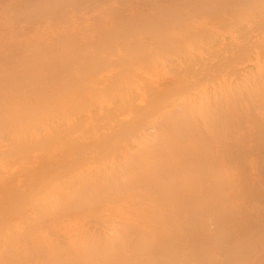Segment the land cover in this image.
Listing matches in <instances>:
<instances>
[{
	"label": "bare ground",
	"instance_id": "1",
	"mask_svg": "<svg viewBox=\"0 0 264 264\" xmlns=\"http://www.w3.org/2000/svg\"><path fill=\"white\" fill-rule=\"evenodd\" d=\"M48 1H50V3H51L49 6H51V5H53L52 3L56 2L57 0H55L54 2H52V0H48ZM61 1H63V0H61ZM66 1H68V0H66ZM101 1L102 0H100V1L98 0V2L95 1V3L100 2L102 4ZM125 1L123 0V2H125ZM141 1H144V0H141ZM141 1L139 0V2H137L136 0H132V3L137 2L139 4V3H141ZM167 1H169V0H166L165 2L167 3ZM211 1H209L210 3H208V6H207V3L204 6L211 8L213 6V4L211 6H209V5L211 3H213V0H211ZM214 1H216V0H214ZM221 1L226 3L225 7H227L226 5L230 6V4L226 0H225L226 2L223 0H221ZM236 1L238 2V0H236ZM252 1H249V2L244 1V4L248 5L247 8H244L245 10L243 8L237 7V5L242 6L243 1L240 2V4L237 3V5H236L235 1L230 2L231 4L235 2L234 6L236 7L235 9H237L236 11L234 9V11L236 13V16H238V18L236 17V19H235V17H233L236 20V22L239 23V24L236 23L235 24L236 26L241 24V22H239L240 20L244 21L249 16H251L249 18L250 20L254 19V21L251 20V21H253L254 25H252V24H250V26L248 25L249 28H247L248 30L246 29L242 32L243 35L241 32L239 33V35H241V39H243L242 41L247 40L246 34H251V32H252L251 30H254V29L257 30V29L263 28V27L257 26V29H256V25H257L256 21L257 20H256L255 16L258 17V15L256 13L261 6H262V8H260L259 10H261L262 13L264 12V9H263L264 6L262 5V2H260V0H257V1L254 0L253 2ZM261 1H263V0H261ZM75 2H76V4H78V6H80V4L77 0ZM86 2H87V0H86ZM86 2L84 1V3H85L84 6H86ZM91 2H92V0H91ZM121 2L122 1H120V3H119L120 5H121ZM145 2H146V0H145ZM145 2H143V3H145ZM191 2H190V5L188 4L189 5L188 7L192 6V8L191 7L190 8L192 10H194L195 8L193 9L194 6L192 5L193 2H192V4H191ZM202 2L203 1L197 2V3L199 4ZM205 2H203V3H205ZM250 2H252V3H250ZM60 3H62V2H60ZM65 3H67V2H65ZM100 3L98 5H100ZM103 3H105V2L103 1ZM107 3H109V2H107ZM184 3H186V2H184ZM214 3H215L214 8L219 9V11H220V9H222L221 6L222 7L224 6V3L221 5L219 2V5H221V6H219V8H218V5H217L218 2H217V4H216V2H214ZM44 4H46L44 7L47 6V8H49L47 2H44V3H41L42 9H44L42 7ZM249 4L251 6H253V5L256 6L254 9L255 11L249 7ZM156 5H158V7L161 5L163 6V4H157V3H156ZM194 5H196V4L194 3ZM246 5H245V7H246ZM70 6L74 7V4L72 3V5H70ZM96 6H97V4H96ZM54 7L55 6L52 7V10ZM60 7H63V6H60ZM64 7H66V6H64ZM116 7H118V6H116ZM163 7L165 8V6H163ZM166 7H168V6L166 5ZM57 8H58V6H57ZM63 8L62 9L54 8L53 12L55 14H57V11H61V12L64 11L65 8L64 9ZM82 8L80 7L79 11ZM94 8H96V7H94ZM150 8H151V6H150ZM197 8H199V7H197ZM200 8H201V6H200ZM202 8L204 10L203 5H202ZM232 8H230V9H232ZM249 8H250V12L248 10ZM92 9H93V6H92ZM167 9H169V7ZM167 9H166V11H167ZM205 9H206V7H205ZM211 9H213V7ZM238 9L241 11L244 10L243 11L244 13L243 12L242 13L243 14L247 13L246 16H244L241 13L243 15L242 16L240 14L241 11H239ZM256 9H257V11H256ZM262 9H263V11H262ZM68 11H70V10H68ZM208 11H209V9L206 12H208ZM228 11H230V10H228ZM253 11L256 13H254ZM43 12L44 11H42L39 14L41 15V14L46 13V12H44V13ZM204 12H205V10L204 11L201 10V12H198V14L196 12L195 15L200 17V15L204 14ZM221 12H223V11L221 10L220 13ZM261 12L258 11V14H259L260 18H262V19H260V18L259 19L257 18V19H258V21H260L261 24L259 22L258 23L260 25H263L264 24V18H263L264 13L261 14ZM54 13L52 14V11H51V12L46 13V14H48L49 16L51 15L52 17H50V18L52 19L55 16ZM93 13H94V11H93ZM215 13H217V12H215ZM36 14L38 15V13L33 14L34 17ZM46 14H45V16H46ZM133 14H135V13H133ZM155 14H153L152 17H153V19L157 20L156 18H154ZM223 14H225V13H223ZM48 15H47V17H48ZM69 15H66V16L68 17ZM171 15H167L165 17L169 18V16H171ZM204 15L208 16L207 13ZM212 15H213V13H212ZM226 15L228 16L229 14L226 13ZM233 15H235V14H233ZM233 15H231V16H233ZM39 16H37V17L39 18ZM42 16L44 17V20H45L46 17L44 15H42ZM66 16H64L65 19H68V18H66ZM135 16L138 17V14L137 15L135 14L134 17ZM214 16H216V15H214ZM221 16H222V14H221ZM24 17H28V16L25 15ZM64 17H62V19ZM84 17H86V16H84ZM113 17H114V15H113ZM125 17H127V20H129L128 19L129 16H126V15L125 16L123 15L122 17L118 16L117 20H118V18H119V21H120V18H121V20L122 19L125 20ZM137 17H135V19ZM148 17L149 16H147L144 19L139 17L140 20L143 19L142 20L143 22L141 21V22L136 23L137 25H139L140 30L138 28L136 30H134L135 28H132L133 29L132 30L130 28V26H127L130 29L126 28L129 31L121 30V29H124L126 27V26H122L123 28L121 27L120 30L122 32L125 31V36L123 35V33L119 29L115 30L114 29L115 27H113V29L116 31V34H113V35L116 39H119L117 42L120 41L119 43H116V44H118V45L121 44V47H122L123 43H128V42H124V40H122V39L120 40V38H125V39L129 38V40H130L129 35L132 36L131 38H134L137 36V39H133V40L131 39L132 40L131 46H129L131 43V40H130L129 41L130 43L127 44L129 47H127V48L122 47L123 48L122 51L123 52L125 51L124 52L125 54L118 55L117 60L115 58H113V59L111 58L109 61V60H107L108 57L106 55L103 56V58L100 57L98 59H97V57H94V55H97L98 51H100V50H101V52L104 51L103 53H105L104 49L106 46H103L105 44H102V43H101L102 44V46H101L99 44L100 43L99 39H98L99 41L96 39L97 41L95 40L94 44H92L93 43L92 41H91L92 43L89 42V40L86 41V43H90L92 45L97 46L96 48H94V52L96 54H94L93 56H91L93 51L92 50L90 51V49H89L90 52L88 50L87 51L91 54L85 53V55L83 57L81 55L82 53H79V50H78V52L75 51V48H76V50L82 48V49H84V50H82L83 52L86 51V48L82 47L83 43L81 46H77V44L75 46L74 45L75 43L72 44L71 47H73V45H74L73 49H71V48L69 49L72 41H70L71 42V43H69L70 45L67 43L69 46V47H67V49L69 51L70 50L71 51H70V53L66 52V54L64 55V59L69 61L70 57L73 56L74 53L76 56L79 53L80 55H78L79 58L77 57V61H79L80 64L76 63V61L73 59V57L70 60L74 61L72 63V66H74V67H76L75 63L79 64L80 67L78 70L76 69L77 71H80V70H82V71L77 72L76 75L74 76L75 78H73V76L71 74L74 73V71L69 70L71 68L70 67L71 65H68V63H66L67 64V67H66V64H61V61H59L60 64H58L57 62H54V63H56L57 66L60 65L59 68H61V70L59 69L58 71H61L64 73V71L67 70L66 75L70 74L69 75L70 78H68L69 76L67 77L68 78L67 80L69 81V83L67 80H65V83H66V81L68 83V84L66 83L67 84L66 86H57V81H56L57 78L54 74L53 75L47 74V78H49L47 80V82L48 81L50 82L53 80H54L53 82L56 81L55 83H53V85L54 84L55 85L54 86L52 85L50 87L47 85L42 86L41 84L39 86H37L39 83V81L37 83V80H40L41 78L45 79V78H43L44 75H42V77L39 76V78H37L36 76L30 77V75H28L27 77L30 78V79L28 78L29 82L31 84H34L33 86H28L29 85L28 84L29 82H28L26 84L28 87L25 85L24 80L21 81L24 84H21L17 80L14 81V79L17 77V75H18V77L21 76L20 74H17V73H16L17 75L16 76L14 75L15 76L14 77L13 75H11V73H7L8 71H5L4 73L7 76H5V74L3 73L4 74L2 76L3 79L0 78L2 80V83H0V90L4 94L3 95L0 91V98H4L5 95H6V97H11L9 95L10 90L8 88H10L11 91L12 90L15 91L14 89H16L17 90V92L15 91L16 93H18V88H19L20 95H22V92H23V91H20L21 90L20 87L23 85L22 87L25 86V88H26L24 90L23 97L17 96L14 94L15 95L14 97H17V98L19 97L18 98L19 101L22 100V98L25 100V105H24L25 108L21 107V109H19L18 105H13V103H10L11 101H9L7 99L4 100L5 102H8L10 107H11V104L13 106V107H11L10 110L8 109L9 111L7 110V112L10 115L6 112V109H4L9 105L7 104V106L5 107L6 104L4 103V101L2 99L0 100V104H2V105H0V107H1L0 112H2L1 114H3V115L0 114L1 115L0 120L2 118H3V120H2L3 122L5 120V123L0 121L3 123L0 125V130L2 131V129H4L3 132H1V133H4L7 131L6 135L7 136L10 135L8 138L9 141L8 142L6 141L7 143L5 142V144H7V145H5L6 147L4 149L0 148L1 149L0 150V264H89V263L101 264V263L106 262L108 259H109L108 261L112 260L113 262H117V261L120 262V260L122 259V256H121V253H119L117 251H119L120 248L122 246H124L125 244L127 245V243L128 244L131 243V237L127 236V233L129 231H131V232H134V231H136V232H149L150 227H152V226H150L151 222H155V224H156V222L163 223L162 221H165L166 219L169 218L168 217L169 215L167 216V213L169 210L168 209H167L168 211L165 210V205L167 206L168 202L170 204L171 199H173L172 202L177 200V199H174V197L172 198V196H174V194L177 195L176 189H178L179 187H177V185H175V183H177V179L179 178L178 175H182V178H186V181H188L190 183L191 180H188L189 178H187V177L191 176V179H192L194 176L192 174V171H191V174L193 176L189 173L190 170L197 167V165H199V167L202 166L203 164H205V162H206V165L208 166V161L211 162V163H209L210 165H213V163H215V162L218 165L219 164L218 160L221 161V159H223V156L221 159H219L221 157L220 155H221L222 149H220V147L222 145L221 146L219 145V143H218L219 138H217V137L221 136L220 134L222 133V129H223V131L227 130V132H228V134H226L227 136L225 135L224 138L226 139V137H227V139H229V137H230V139L232 140L233 137H231V136L234 134L231 135V133H235L234 132L235 129L233 130L232 129L233 127L230 128L231 126L228 124L227 125L229 126L230 129L222 128V126H224L226 123L225 124L223 123V125H221V122H219L220 120L218 119V117L220 116L222 118L221 115H223L224 117L226 116L228 118V116H230V117H232L231 119L234 118V120H232V121L235 122V116H231L232 113H229V112H232L230 107H232V110H234L233 113L234 112L235 113L237 112V114L240 113L239 115H241V113L244 114V112L246 113L248 110H245V107H247V106H245L244 108L241 107L242 106L241 103L243 102L244 99L246 101V98H247V101H246L247 104L251 103L253 106L254 103H252L251 101L253 98L254 99L256 98L257 100H256L255 105L256 106L258 105L259 108H261V106L264 107L263 106V104H264V67H262L261 64L259 67L255 66V68H256L254 70L255 72H253V73L251 72V74L245 75V77L241 80V82H239L237 84H233V82L230 81V79H228L229 77H227L228 73L225 74L227 76H225L221 73V72H225V70L221 71L223 69H220V71L218 72L219 69L217 70L215 68L216 66H212L213 69L215 70V72L210 69L212 71V74H210L209 67L210 68H212V67L209 65V66H207L209 73H207L208 70L205 71V69H207L206 64L208 65L209 61L213 60L212 58L210 59V57L206 56L207 58H209V60H208L203 55L202 57H205L206 59L204 58V59L199 60V59H197V57L200 58V56H201L200 54H198L199 56H197V55H195L196 53L194 54V53L190 52L191 55H193V54L195 55V57H194V59L196 58L195 59L196 62H195L194 59L192 58L194 55L191 57L189 56L187 49L185 50V47H182L183 44H182V41L179 39V36L178 37L175 36L176 34H181V33H178V31L180 32V30H178V28L175 30L176 26H173L174 30L170 29L171 31H173V32H170V31H168L169 27H167V25H166L167 28H164V31L161 29V31H163V33H161V31H159V28H161V27H159V28L157 27L158 28L157 29L156 26L154 25V22L151 23V24H153L152 28L150 27L151 24L149 22V19L147 20ZM152 17L150 15L149 18H152ZM171 17L173 20L174 16L172 15ZM171 17H170V19H171ZM188 17H189V21H191L190 18L192 17V15L188 16ZM188 17H186V19H184L185 17L184 18L183 17L177 18L179 20H181L183 18L182 20L186 21L184 23L181 20L179 22L177 21V23L181 24V25H182V23L188 25V23H189ZM223 17H224V15H223ZM29 18H31L30 15H29ZM81 18H83V17H81ZM162 18H164V17H162ZM195 18L197 19V17H195ZM218 18L221 19V17H218ZM241 18L244 20H242ZM62 19H60V21ZM135 19L133 18V20L135 22H136V20L139 21L138 19H136V20ZM213 19H214V17H213ZM213 19H212V21L216 22V23L214 22L213 24H217L218 22L216 20H218V19L217 18L215 20H213ZM225 19L226 18H224V20L222 22L226 23L227 21ZM229 19H230V15H229ZM234 19L229 20L230 22L228 21L229 23L228 24L226 23L224 26H223L224 23H222V22H221L222 25H221V23H220V25H218L219 23L217 25L222 30L224 29L223 27H225V26H226L225 28H227V25L229 26V24H230L229 27L233 26V28H235V25L233 24V23H235ZM172 20H171V22H172ZM208 20H210V19H208ZM23 21H25V20H23ZM32 21L33 20H31V22ZM130 21H132V19ZM134 21H132L131 24ZM145 21H148L150 24L149 27L146 29V32H148V34L153 36V38H151V39L156 38L155 43H157V41L159 40L160 46L158 45V43L156 44V46H154L156 49L158 48L157 49L158 52H156L157 50L155 51V48H154V50L152 49V51H151L152 53L146 52L147 53L146 54L145 51L142 52L143 50H145V48L143 47L142 44L144 43V45L146 44L147 46L149 44L144 42L147 40L145 37H142V38H145L144 41L138 40L137 34H139V32L141 31V27H142L141 25H143V26L145 25ZM166 21L168 22V20H166ZM44 22H46V21H44ZM135 22L133 24H135ZM247 22L248 21H246V23ZM36 23H38V22H36ZM65 23H63V24H65ZM114 23H115V21H114ZM117 23H118L117 24L118 26L121 24L125 25L124 22L123 23L117 22ZM127 23H129V22H126V24ZM139 23H141V25ZM207 23L209 24L208 21H207ZM249 23L250 22H248V24ZM96 25L98 27H96ZM96 25H94L95 26L94 29L99 28V26H101V28L104 26V25H100V24L99 25L96 24ZM146 25H147V23H146ZM241 25H243V24H241ZM251 25H252V27H251ZM69 26H70V22H69ZM218 26L215 25V28H217ZM133 27H134V25H133ZM173 27H170V28H173ZM233 28H231V30ZM86 29H84V31ZM91 29H93V28H91ZM106 30H108V29H106ZM106 30L104 31V33L101 30V33L99 34V36L103 34L102 38H103V36L105 38L106 34L109 35V33H106L107 32ZM137 30H139L138 33L134 32ZM108 31L109 32L111 31V33H110V36H111L112 30L110 29ZM155 31L158 32L157 35L154 34V33H156ZM166 31L168 33H171V34L173 33L172 36L175 40L177 38V40L174 42L175 43L178 42L177 43L178 49H179L178 51L175 48V46L171 45V42H173L174 39L168 37V34L164 35V34H166ZM174 31H176L177 33L175 34ZM200 31L205 32V34H208L207 37L209 39L210 38H212V39L209 40L205 36V34L201 35ZM200 31L199 30L197 32L195 31V34H194V32L189 33L188 34L189 36L185 35V34H181V35H184L185 36L184 39L185 40L189 39V41H190L191 36L194 35L195 37H192V38H195L196 39L195 42H198V43H194V42H192L193 40H191V43H193L191 45L193 46L194 44H196V45L199 44L197 46L202 47V49L204 47L206 48L207 46H210V44L212 43L211 41H214L213 40L214 38H215V40L217 39L215 37V35L213 36V34H215L216 32H213V34H212V32L211 31L209 32L208 29L207 30L201 29ZM233 31H234V29H233ZM128 32H129V34H128ZM207 32H209V33H207ZM133 33L135 36L133 35ZM142 34H143V30H142ZM158 34L159 35L161 34V35L159 36ZM209 34H211L214 38L211 37V35H209ZM223 34L224 33H222V35ZM119 35H120V38H117V36L119 37ZM140 35H141V32H140ZM163 35H164V37H161ZM237 35L238 34H236V36ZM239 35L237 36L238 39L240 38ZM74 36H76V35H74ZM74 36L72 38H75ZM155 36H157V37H155ZM203 36H204V39L209 40L208 42H206L208 45L203 44L206 41V40L204 41V39L202 40ZM220 36H221V34H220ZM242 36H244V37H242ZM167 37H168V39L171 40V42L166 40V43H165V38H167ZM252 37H255V35L253 36L251 34L249 36V41H246L245 43H241V42L239 43L240 46H238V50L241 51V49H242L243 51H241L240 53H239V51L231 53V54H235V56H231V54H227L226 58L229 55L230 59H231V57H233V59L237 61V58L240 56V54L246 55V51H250L251 48H252V51H254L253 47H255V44H254V46L251 45L250 48H249V45H247L249 42L251 43L250 39ZM81 38H82V36H81ZM107 38L108 37H106V40H107ZM160 38L162 39V41H160ZM200 38H201L202 42L204 41L203 43H201L202 45L199 43V41H197L198 39L200 40ZM110 39L113 40V37ZM110 39H109V41H110ZM232 39H234V38H232ZM68 40L66 39L65 41L68 42ZM136 40H138V41H136ZM234 40L236 41V39H234ZM47 41H49V40H47ZM121 41H123V43ZM133 41H134V43L138 42L139 44L142 42V44H141L142 46L141 45L139 46L136 44H135L136 47L133 46L134 45ZM189 41L187 40L186 42L188 43ZM110 42L115 43L116 41L114 40V41H110ZM86 43L84 42V45L87 47ZM114 43H112L111 46L114 45ZM160 43L161 44L165 43V45H161ZM231 43H230V45H231ZM252 43H254V42L252 41ZM67 44H65V45H67ZM232 44H234V43H232ZM243 44L244 45L246 44L247 48L244 47ZM78 45H79V43H78ZM225 45L223 44V47ZM237 45L238 44L236 43V46ZM37 46H35V47H37ZM88 46H89V44H88ZM132 46H133L134 50H132L133 49ZM165 46H167V47H165ZM170 46H172V48ZM49 47H52V46H49ZM115 47L111 50L114 52H117L116 50H114ZM160 47H161L160 50H162V54H164L163 57L161 56V54H160L161 52L159 51ZM193 47H194V50L197 49L196 46H193ZM232 47H233V45L230 46V52H231V50H233ZM242 47H244V49ZM256 47L258 49L260 48V47H258V45H256ZM37 48H39V49H37V51L38 50H40V51L37 52L33 46L30 47L29 49H33L34 52L36 51L37 56L42 54L41 56L43 58L41 56L40 57L42 58V61H44V62L46 60V59L44 60L46 54H47L46 55L47 57H49V58L52 57V59H53V56L56 55V54L53 55L54 50L52 51V48H48L49 51L51 50L50 52L52 54L50 52L47 53L48 52L47 49L44 50V49L40 48L39 46ZM107 48H111V47L108 46V47H106V49ZM128 48H130L131 51ZM138 48H141V49L143 48V50H138ZM170 48H171V50H170L171 52H167V51H169ZM211 48H213V46ZM23 49L25 50V47ZM23 49H21V51ZM41 49H42V52H41ZM174 49H176V50L174 51ZM202 49L199 48V50H201V53L202 52L205 53V51ZM213 49H215V50L211 49L209 52H211V51H212L211 53L215 52L212 54L213 56L217 55L216 58L218 60V64H217L218 67L220 66V64L221 65L223 64L222 62H224V64H223L224 66L223 65L222 66L226 67V69H228V70H232L235 66V63L233 65V68L230 67L229 61H228V63H226L227 59L225 60V57L222 58L221 57L222 55H218L220 50H218V48H217V50H216V48H213ZM219 49H221V48L219 47ZM228 49H229V47H228ZM24 50L20 54H22L23 52H26V53L29 52L28 48L25 51ZM56 50H58V49H56ZM127 50H128V53L126 52ZM14 51H17V48L14 49ZM60 51L64 53V51L62 49ZM173 51L177 55H175L173 53ZM176 51L179 52V55L180 54L184 55V53L186 52L185 55H187V56L180 55L184 58L186 57L185 58L186 60L182 59V57H180L179 58L180 60H179L178 57H176V56H179ZM216 51L218 53H216ZM54 52H56V51H54ZM71 52L73 55H70ZM195 52H197V50ZM56 53H59V52H56ZM153 53H155V55H156V53H159L158 61L160 63H162V66L165 67V65H167V64H165L166 63L165 61H168L167 63H169V61H170L171 65L169 66V64H170L169 63L167 65V69H160L159 67H158L159 69H156V66H155L156 64H154L155 62L153 63L154 59L152 60L150 58V54L152 55ZM169 53H171L172 55L174 54L175 55L174 58H177V59H175L177 61V63L175 61L176 65L174 62H173L174 65L172 64L171 60L174 58H172V56H170L171 54L169 55ZM207 53H206V55H208ZM238 53H239V55L237 56L236 54H238ZM253 54L249 53L248 55L252 56ZM255 54H257V53H255ZM27 55H29V54H27ZM30 55H29V57H30ZM68 55H70V56H68ZM115 55H116V53H115ZM229 56H228V58H229ZM29 57H28V61H30ZM85 57H88V58H85ZM89 57H92V59L91 58L89 59ZM104 57H106L107 59L104 60ZM152 57L155 58L154 56H152ZM188 57H189V59L187 60ZM234 57H236V59ZM247 57L249 58V56H247ZM34 58H38V57L34 56ZM41 58L38 59V61H40L39 65L35 66V64L37 63V62L35 63V61H34V64L31 65L30 62L31 63L33 62L32 59L28 64H26V63L25 64H26V66L28 65L27 67H30L31 70H33V71L37 70L36 72H38V67H40V65L42 64L41 63L42 61L40 60ZM80 58H82L83 62L80 61ZM219 58L220 59L222 58L225 61L221 60V63H220ZM61 60H62V63L64 61H66V60L63 61V57L61 58ZM113 60H114V62H113ZM203 60H205L206 62H204ZM217 60H215V61L213 60V65H214V62H216ZM234 60H232V61H234ZM242 60H244L243 56H242ZM23 61L26 62L25 60H23ZM179 61H184V62L180 63ZM240 61L241 60L238 59V62H240ZM197 62H199L198 63L199 65L202 63V65H201L202 67H203V64L205 65L206 68L204 67V71L207 74H204V72H202L201 69L200 70L198 69L201 67L199 65H198V68L194 69L195 65H197ZM23 63H22V65H23ZM81 63L82 64L84 63L85 67H83V65H81ZM89 63H90V67H89ZM114 63L115 64L117 63V65H118L117 67H119V68L115 67ZM44 64H42V65H44ZM69 64H71V63H69ZM226 64H227V66H229L228 68H227V66H225ZM236 64H237V62H236ZM56 65L54 66L53 63H49V65L46 66V69L48 67V70H50L49 68L51 67L50 71H52V69H53L52 73L54 72L56 74V72H55ZM14 66H15V64H14ZM14 66H13V68H14ZM32 66L36 67V69H32ZM86 66H88L90 69H87ZM154 66H155V68H154ZM171 66H172V68H171ZM16 67L18 68V66H15L14 69H16ZM25 68H23V69H25ZM44 68L45 67H43L42 69H44ZM54 68H55V70H54ZM62 68H63V70H62ZM83 68H85V71H83L84 70ZM101 68H102V70H101ZM114 68H117V69H114ZM168 68H169V70H168ZM14 69H12V70H14ZM73 69H75V68H73ZM18 70H21V68L20 69L18 68ZM48 70H46V71H48ZM61 72H59L60 76L65 78L66 75H63ZM59 73H58V75H59ZM213 73H215V74H213ZM12 74H14V73H12ZM168 74H171L172 78H167ZM48 75H49V77H48ZM0 76H1V74H0ZM11 77L13 78L12 81H10V79H12ZM21 77H23V79H25L24 78L25 76L22 75ZM34 77L36 78V80ZM31 79L32 80L34 79V80L32 81ZM58 79L60 80V78H58ZM69 79H71V80L74 79V80L71 81ZM166 79H168V80L173 79V80L168 81L169 82V84H168ZM6 81H7V83H6ZM3 82H5V84H3ZM10 82H11V84H10ZM18 82L21 84V86H17L18 84H16V83H18ZM234 83H236V82H234ZM11 85H13V86H11ZM59 85H62V84L59 83ZM6 86L8 88H6ZM208 86H218V87H220V89L218 87H217L218 89L214 87L215 89H211L212 91L214 90V92H212L213 94H211L208 92V89L210 90V88H208ZM221 86H224V87H221ZM228 86H234L233 88H236L235 90L236 91L239 90V92L241 91V88L246 90L247 86H253L252 87L253 90H251V87L247 88V91H249V95L251 96L252 99H250L248 97L249 95L247 97L245 96V94L243 95V93H245L244 91L242 94L240 93L241 96H238V99H237V95L234 94L236 91L234 92L232 87L230 88ZM236 86H241V88H238V90H237ZM242 86H244V87H242ZM2 88L6 92H8V94L5 93L2 90ZM198 90L200 91V94L197 95V97H196L195 93H199V92H194V91H198ZM246 94H247V92H246ZM1 95H3V97ZM244 96L246 98H244ZM257 96L259 97L258 103H257V101H258ZM240 97H242V98H240ZM192 98H194V99H192ZM248 98L250 99V102H248ZM260 99H261V102H263V103L260 102ZM10 100H13L12 102L15 103L14 99L11 98ZM234 100H238L236 105H235L236 101H234ZM241 100H242V102H241ZM2 101H3V103H2ZM220 102H222L223 104ZM239 103L241 104V106ZM220 104L222 105V107ZM243 104H244V102H243ZM224 105H226V106H224ZM238 105L240 107H238ZM217 106H218V108L220 107V109L221 108L224 109L227 106L229 108L227 107L226 110H224L225 112L223 114L219 115L220 112H218V111L220 109H218ZM233 106H235L234 109H233ZM256 106H255V108H256ZM236 108H238L241 111L239 112ZM255 108L253 109V112L255 114L250 111V109H252V108L249 109V111L253 114V117L256 114H257L256 116H259V114L257 112H255ZM229 109H230V111H229ZM261 109H264V108H261ZM261 109H260V112H261ZM181 110H182V112L185 110L183 112L185 114L182 115ZM242 110L244 112H242ZM249 111L246 113L247 114V116H246L247 121H251V123H253V118L250 117L251 120L249 118V115H250ZM4 113H6L7 115ZM227 114H229V115H227ZM237 114H233V115H237ZM8 115L10 116V117H8L9 119L6 118ZM244 116L245 115H243L242 118L239 116L240 119L237 116L236 117H237V120L239 119L240 123L244 124V122H246V118ZM226 117L224 118L225 120L222 118V121H226L227 120ZM243 117L245 118V120H243L244 119ZM262 117H264L263 114H262ZM231 119L230 120L228 119L230 121V123H232ZM241 119L243 122L241 121ZM255 119L259 120V123L257 122L258 123L257 126H259L260 123L262 124L261 121H263L264 118L261 119V117L259 116V117H256ZM5 124L8 126H6ZM253 124L256 125L255 120H254ZM247 125H250V124H247ZM255 125L252 127V128H255L254 130H252L251 127H250L251 130L247 129L248 126H245V124H244V128L246 127L245 130L247 129V130H249V132L254 131L255 133H257L256 131L258 130V128L256 129ZM263 125L264 124H262V126L259 127V129H261V130H258L261 133L264 131ZM231 129L233 130V132ZM238 129L241 130L239 127H238ZM238 129L236 130V132L238 131ZM245 130H244V132H247V133H243V134L246 137V134H248V131L247 130L245 131ZM7 133H9V134H7ZM238 133H240V136H242L241 132H238ZM261 133H259V134L262 135ZM205 134H208L210 136V139H206ZM3 135L4 134H2V135L0 134V137H2ZM236 135H238V134L236 133L235 137H236ZM240 136L238 135V137H240ZM4 137H5V135H4ZM238 137L236 138L237 140H238ZM222 138H223V136H222ZM255 138L256 137H254V139ZM243 139L245 140L246 138H244V136H243ZM256 139L259 141L258 138H256ZM234 140H232V142ZM255 140H253V141H255ZM261 140H264V136L261 138ZM220 141L226 142V144L228 143V141H222V140H220ZM240 141H239V143H240ZM249 141H251V140H249ZM0 143L2 144V142H0ZM239 143H237L239 145V147H237L238 149H233L231 142L227 144V145H229V144L231 145V147H230L231 150L228 146H226L225 148L228 147L229 148L228 150L233 151V152H230V154L235 155L234 150H237V151L240 150L241 151ZM1 144H0V146H2ZM217 144H218V146H217ZM237 144L235 143L233 145L237 146ZM257 144H259V147L264 148V147H262V145L260 146L259 142ZM263 144H264V141H263ZM245 145L247 146L248 144L246 143L242 146H245ZM251 145H254V144L250 143V146L248 145V148L247 147L246 148L250 149L252 147ZM3 146H4V144H3ZM204 147H206V153L208 151L209 152L208 154H210V151H211V154L215 155V150H216V151H218V153L216 152L215 156H218V154L220 153V155H219L220 157H218V158L215 156L211 157V154L210 155L205 154V152H204L205 148ZM253 147L251 148L252 149L251 152H253ZM257 147H258V145H257ZM191 149L195 153H197L196 154L197 158L196 159L194 158V159L197 161L198 164L194 163L195 164L194 167H193V164L191 161V157H192V154L194 155L195 153H192L193 151ZM202 149H204V150H202ZM218 149H220V152ZM260 149L258 150L259 152H261ZM212 150H214V152H212ZM246 150H244V152ZM241 152H243V148H242ZM259 152H255V153H259ZM224 153H226V152H224ZM238 154L236 153V155H238ZM205 155L207 157H209L208 158L209 160H207ZM261 155L262 154H260V156H259L260 158H257V159H259V160L261 159V160L257 162L256 167L259 166L261 169L262 168L264 169V159H262L264 156H262V158H261ZM193 157H195V155ZM234 158H236V157H234ZM244 158L242 159V161L245 160ZM246 158H248V157H246ZM248 160H249V158H248ZM223 162H225V161H223ZM206 165H203V167H206ZM237 166H239V165H237ZM243 166H244V163H243ZM253 166H254V164H253ZM188 167H189V169L190 168L191 169L188 170ZM208 167H207V169H208ZM239 167H242V166L240 165ZM199 169L202 170L201 167ZM210 169H211V166H210ZM216 170H217V168H216ZM202 171H204V170H202ZM259 171H260V169H259ZM199 172H200V170H199ZM219 172H217V173L219 174ZM260 172H262V170ZM210 173H211V171H210ZM253 174H255V173H253ZM253 174H251V175H253ZM211 175L209 174V176H211ZM262 176H264V175H262ZM219 177H220V175H219ZM195 178L196 177H194V179ZM245 178L247 179L248 183H250V181H249L250 177H248V178L245 177ZM179 179H181V178H179ZM196 179H197L196 181L198 183V177ZM211 179L212 178H210V180H209L211 182L210 184L214 185V184H212V182L213 183L216 182L217 177H216V180H214V181H212L214 178L212 180ZM233 179H235V178H233ZM219 180H222V178ZM228 180L229 179H227L226 182H229ZM183 181L185 182V179H183ZM262 181H263V179H262ZM184 182H182L183 185L181 184V186H184ZM188 182H187V184H188ZM200 182H201V180L199 181V183ZM220 182H222V181H220ZM258 182H261V181L259 180V181H257V183ZM192 183H193V181H192ZM199 183H198L199 188L201 186L203 188V185L200 186ZM254 183H256V182H254ZM183 188H185V186ZM186 188L183 190H185V191L188 190L187 186H186ZM190 189H192V187ZM195 189L199 190L196 186H195ZM204 189H206V188L204 187ZM207 190L208 189H206L205 191L210 192ZM190 191L192 192V190H190ZM202 191H203V189H202ZM217 191H219V190H217ZM194 192L195 191L193 190L192 193H194ZM200 192H201V190H200ZM216 192H214V194H217V196H218L219 194ZM197 193H199V192H197ZM178 194H179V192H178ZM181 194H183V193H181ZM204 194L205 193H203V197H201V199L204 198V196L206 197V195H204ZM211 194H212V191H211ZM214 194H212V195H214ZM231 194H232V192H231ZM193 196H194V194H193ZM200 196H202V192H201ZM219 196H220V198L222 197L221 195H219ZM224 196H225V194H223V198H222L223 200L220 199L221 201H224V199H225ZM175 197H177V196H175ZM209 197L210 198H217L214 196L211 197V195ZM186 198H187V196H186ZM192 198L195 199V202H194L195 204L193 203L194 204L193 205L194 211L196 209H198V208H196V205H198L197 202L204 203V202H206V200L207 201L209 200V198L206 200H199L200 198L199 199L197 198L198 201L196 202L195 196ZM166 199H168V200H166ZM187 199H189V198H187ZM157 200H158V202L161 201V203L156 202ZM181 200L185 201L186 199L181 198ZM178 201H176V202H178ZM187 201L193 202L194 200L192 201L190 198V200H187ZM179 202H178V204H179ZM155 203H156V205H155ZM183 203L185 204V202H183ZM173 204H174V202H173ZM173 204L170 205V207L173 206ZM213 204L215 205V203H213ZM157 205H159V207H156ZM176 205H177V203H176ZM179 205H181V202ZM183 205H182V207H183ZM212 205H209V206H212ZM209 206L208 207L204 206V208H208L210 210L211 207H209ZM178 207L179 206H177V208ZM163 208L167 212L166 215L163 214V216H167V218L165 220H163V217H162V221H161V220H159L161 218H159V219H157V218L161 217L160 213H162V211H163V213H165ZM167 208H169V205ZM175 209L176 208H174L173 210H174V213L176 214L177 212H175L176 211ZM213 209L215 210L214 206H213ZM198 210L195 211V214H196L195 216L198 215L197 212L200 214V210L199 211ZM178 211L181 212L182 208H181V210H178ZM194 211H192V212H194ZM210 211L212 212V210H210ZM208 213H210V212H208ZM213 213H215V212H213ZM178 214L179 213H177V215ZM212 214L210 213L209 218L213 217L212 220H214V218L216 220V217L212 216ZM195 216H194V218H195ZM229 216H230V214H229ZM180 217H181V219L183 218L182 215ZM194 218L192 217V220ZM212 220L209 219V221H211V223H214V221H212ZM177 221H179V222H177V224L180 226V224H179L181 222L180 219H178ZM171 222L172 221H170V223L169 222L168 223L170 225H173V223L171 224ZM164 223L160 224L159 227L157 225H155L158 227V231L160 230L159 229L160 227H161V229H164L163 226L167 225V223L166 224H164ZM208 223H210V222H208ZM197 224H198V221H197ZM197 224H195L193 222L192 227H193V225H196L195 226V229H196ZM98 225L100 226L99 228H97ZM153 225H154V223H153ZM174 226H176V224ZM181 226H182V223H181ZM190 226H191V224H190ZM214 226H216V225H214ZM167 228L170 229L169 226ZM178 228L180 229V227H178ZM164 232H165V230H164ZM129 234L131 235V233H129ZM144 238L146 239V237H144ZM136 239H138V240L135 241V239H134V242L144 243L146 241V244L149 243V242L147 243L148 238H147V240H145L143 238H140V237L137 238L136 237ZM197 239L199 240L198 237H197ZM209 239H211V238H208L207 241ZM215 239L216 238H214V240ZM195 240L193 239L194 243H195ZM132 241H133V238H132ZM152 241H153V239H152ZM189 241H190V239H189ZM205 242H206V239H205ZM209 242H210V240H209ZM197 243H198V241H197ZM210 244H211V242H210ZM148 253H150V251ZM139 255H141V254H139ZM150 255H151V253H150ZM126 259L128 260L127 257H126ZM132 259H134V258H132ZM123 260H124V258H123ZM153 262H154V260H153ZM146 263H149V261Z\"/></svg>",
	"mask_w": 264,
	"mask_h": 264
},
{
	"label": "rangeland",
	"instance_id": "2",
	"mask_svg": "<svg viewBox=\"0 0 264 264\" xmlns=\"http://www.w3.org/2000/svg\"><path fill=\"white\" fill-rule=\"evenodd\" d=\"M55 0H52V2H54ZM58 1V2H57ZM56 2H54V3H52L53 5H51V6H49L51 3H50V1H48V0H0V74H1V76H0V78L1 79H3L2 78V76L5 74L4 72L5 71H8L7 73H11V75H17V74H20L21 76L23 75V76H25L24 78L25 79H23V77H21L20 75V77L22 78H20V77H18V75H17V77L14 79V81H19L21 84H24L25 83V85L29 82V77H27L28 75H30V77H32V76H36L37 78H39V76H41L42 77V75H44V77L43 78H45V79H40V80H37V83H38V81H39V83H38V85L37 86H39L40 84L42 85V86H52L53 85V83H55L56 81H57V86H66L68 83H69V81L67 80L68 78H70V74H68V75H66L67 73H66V71L67 70H65L64 71V73L63 72H61V71H58L59 69L61 70V68H59V66H57L56 65V63H54V62H57L58 64H60L59 63V61H61V64H66V63H68V65H71L70 67L72 68H75V69H69L70 71H74V73H72L71 75L73 76V78H75L74 76L76 75V73L77 72H80V71H82V70H80V71H77L78 69H79V64H80V62L79 61H77V57H78V55H80L79 53H82L81 55H82V57L85 55V53L86 54H91V53H89L91 50L93 51V53H92V55L91 56H93L94 54H96L95 52H94V48H96L97 46H95V45H92V44H94V41L97 39H99L100 40V45L102 46V44H105V45H103V46H106V47H111V48H107L106 49V47H105V53H103V52H101V50L100 51H98V53H97V55H94V57H97V59L98 58H100V57H102L103 58V56H107L108 57V59L106 58V57H104V60L105 59H107V60H109L110 61V59L112 58H115L116 60L118 59L117 58V56L118 55H123V54H125L123 51H122V47H124V48H127V47H129V46H131L132 45V40L133 39H137V36L136 37H134V38H131L132 36H130L129 35V37H130V40H131V43L129 42L130 40H129V38H127V39H125V38H120V35H119V37L117 36V38H120V40L122 39V40H124V42H128V43H123V41H121L123 44H122V47H121V44H116V43H119V42H117L119 39H116L115 37H114V35L113 34H116V29H121V27L122 26H126L124 29H121V30H127V29H132V28H135L134 30H136L137 28L139 29V25H137L136 23H138V22H141L144 18H146L147 16H149L150 17V15H151V17H152V15L153 14H155L154 15V18H156L157 20H155V19H153V17L152 18H147V20L149 19V22H150V24L152 23V22H154V25L156 26V28L158 27H161V28H159V31H161V29L164 31V28H167V27H169L168 29V31H170V32H173V31H171L170 29H173L174 30V27L173 26H176L175 27V30L178 28V30H180V32L178 31V33H181V34H185V35H188L189 33H192V32H194V34H195V31L197 32L198 30L200 31L201 29H205V30H209V32L211 31L212 32V34H213V32H216L215 34H213V36L215 35V37L217 38L216 40H215V38L211 35V34H209V35H211V37H213L214 39V41H211L212 43L210 44V46H207L206 48L204 47L203 49H202V47H200V46H197V45H199V44H194L193 46H196V48L197 49H195L194 50V47L191 45V44H193V43H191V40H193L192 42H194V43H198V42H195V38H192V37H195L194 35L193 36H191V38H190V41H189V39H184L185 38V36L184 35H181V34H176L177 32L176 31H174V33L176 34H174L176 37H178L179 36V39L182 41V44H183V46L182 47H185V50L187 49V52H188V54H189V56L191 57V56H193L195 53V55H197V56H199L198 54H200L201 56H200V58L199 57H197V59H204L206 56H208V57H210V59L212 58L214 61L215 60H217V55L216 56H213L212 54L213 53H215V52H213V53H211V52H209L211 49L212 50H215V49H213V48H216V50H217V48H218V50H220V52H219V54L218 55H222L221 57L222 58H224L225 57V60L227 59V62L226 63H228V61H229V65H230V67H232L233 68V65H234V63H235V66H234V68L232 69V70H228V69H226V67H223L224 65V62H222L223 64V66L220 64L221 63V60L222 61H225L224 59H220V66L218 67V60L216 61V62H214V65H213V60H210L209 61V63H208V65L206 64V67L207 66H216L215 68L218 70V72L220 71V69H223V70H221V71H224L225 70V72H221L223 75H225V74H227L228 73V76L227 75H225V76H227V77H229L228 79H230V81H232L233 82V84H237V83H239V82H241V80L245 77V75H248V74H251V72L253 73V72H255L254 70L256 69L255 68V66L256 67H259L260 66V64L262 65V67H264V24L263 25H260L261 23H260V21H258V19L260 18V16H259V14H258V11H260L261 12V10H259L260 8H262V6L258 9V11H257V9H256V11H257V13L256 12H254L255 10V5H253V6H251L250 4H249V7L250 8H252V10H254L253 12L254 13H256L257 15H258V17H256L255 16V18H256V23H257V25H256V29H257V26H259V27H263L262 29H257V30H251L252 32H251V34L254 36L255 35V37H252L250 40H251V43L249 42L247 45H249V48H250V46L252 45V46H254V44H255V47H253L254 49V51H252V48H251V50L250 51H246V55L245 54H240V56L237 58V61L236 60H234L233 59V57H231V59L232 60H234V61H232L231 59H230V56H229V58H228V56H227V58H226V55L227 54H231V53H233V52H237V51H239L238 50V46H240V42L241 43H245L246 41H249V36L251 35V34H246L247 35V40H244V41H242L243 39H241V35H239V33L241 32H243L244 30H246L247 28H249L248 27V25L250 26V24H252V25H254L253 24V21H254V19H251V20H253V21H251L249 18L251 17V16H249V17H247V19H242V20H244V21H239V22H241V24H243V25H235L236 23L237 24H239L238 22H236V17L238 18V16H236V13H235V11L237 10V9H235L236 7L234 6V3L236 2V5H237V3L238 4H240V2H242L243 3V5L241 6V5H237V7L239 8H247L248 7V5H246V4H244V1H247V2H249V1H252V0H238V2L236 1V0H226L229 4H230V6L229 5H226L227 7H225V4L226 3H224V2H222L221 0L219 1V0H216V1H214L213 0V3H211L209 6H211L212 4H213V9H211V8H208L207 6H208V3H210L209 1H211V0H169V1H167V3L164 1V0H146V2H145V0L144 1H141V3H137V2H139V0H136L137 2H133L132 3V0H124L125 2H123V0H106L107 2H109V3H107L105 0H102L101 2H102V4L100 3V5H98L99 3H95V1H97L98 2V0H92V2H91V0H87V2H86V0H77L78 2H79V4H80V6H78V4H76V0L74 1H72V0H68V1H66V0H63V1H61V0H57ZM84 1L86 2V6H84L85 5V3H84ZM89 1V2H88ZM100 1V0H99ZM103 1L105 2V3H103ZM120 1H122L121 2V5L119 4L120 3ZM156 1V2H155ZM193 2V4H192V2ZM201 1H203V2H205V3H197V2H201ZM223 1H225V0H223ZM225 1V2H226ZM233 2V1H235L234 3H230V2ZM254 1V0H253ZM252 1V2H253ZM257 1V0H256ZM264 1V0H263ZM263 1H261L260 0V2H262V5L264 6V2ZM44 2H47V4H48V7L49 8H47V6L46 7H44L46 4H44L42 7L44 8V9H42L41 8V3H44ZM60 2H62V3H60ZM65 2H67V3H65ZM81 2V3H80ZM118 2V3H117ZM143 2H145V3H143ZM149 2V3H148ZM171 2V3H170ZM184 2H186V3H184ZM188 2V3H187ZM190 2H191V4L194 6L193 7V9L194 10H192L191 8H192V6H190V7H188L189 5H190ZM212 2V1H211ZM214 2H216V4H217V2H218V8H219V6H221L223 3H224V6L222 7L221 6V8L222 9H220V11L222 10L223 12H221L220 13V11H219V9H216V8H214V6H215V3ZM219 2H220V4L221 5H219ZM252 2H250V3H252ZM259 2V1H258ZM72 3L74 4V7H72V6H70V5H72ZM84 3V4H83ZM92 3V4H91ZM94 3V4H93ZM156 3L157 4H163V6H165V8L161 5V6H159L158 7V5H156ZM194 3L197 5H194ZM207 3V6H204L205 4ZM241 3V4H242ZM57 4V5H56ZM91 4V5H90ZM96 4H97V6H96ZM107 4V5H106ZM125 6H124V5ZM152 4V5H151ZM182 4V5H181ZM185 4V5H184ZM189 4V5H188ZM256 4V3H255ZM83 5V6H82ZM89 5V6H88ZM123 5V6H122ZM127 5V6H126ZM166 5L169 7V9H167L168 7H166ZM202 5H203V7H204V10H205V12H204V14H208V16L210 17H208L207 15L205 16L204 14H202V15H200V17H198V16H196L195 14H196V12H197V14H198V12H201V10L202 11H204L203 10V8H202ZM233 5V6H232ZM245 5H246V7H245ZM53 6H55L54 8H56V9H62L64 6H66V7H64L63 9H64V11H57V14H55L54 12H53V10H54V8H53V10H52V7ZM57 6H58V8H57ZM60 6H63V7H60ZM69 6V7H68ZM77 6V7H76ZM92 6H93V9H92ZM116 6H118V7H116ZM150 6H151V8H150ZM186 6V7H185ZM200 6H201V8H200ZM229 6V7H228ZM82 8V9H80V11H79V8ZM94 7H96V8H94ZM116 7V8H115ZM157 7V8H156ZM197 7H199V8H197ZM205 7H206V9H205ZM233 7V8H232ZM259 7V6H258ZM48 10H47V9ZM69 8V9H68ZM78 8V9H77ZM120 8V9H119ZM230 8H232V9H230ZM250 8L248 9L249 10V12H250ZM51 9V10H50ZM70 10V11H68V10ZM156 9V10H155ZM166 9H167V11H166ZM209 9V11L208 12H206L207 10ZM234 9H235V11H234ZM264 9V8H263ZM263 9H262V11H263ZM46 10V11H45ZM96 10V11H95ZM199 10V11H198ZM213 12H212V11ZM216 10V11H215ZM228 10H230V11H228ZM232 10V11H231ZM239 10V9H238ZM245 10V9H244ZM243 10V11H244ZM42 11H44V12H46V13H49V12H51L52 11V14L54 13V19L52 18H50V17H52L51 15L49 16L48 14H46V13H44V14H39V13H41ZM93 11H94V13H93ZM194 11V12H193ZM211 11V12H210ZM239 11H241V10H239ZM243 11H241L240 12V14L243 12ZM193 12V13H192ZM210 12V13H209ZM215 12H217V13H215ZM34 13H38V15L37 16H39V18L35 15V17H34ZM64 13V14H63ZM70 15H69V14ZM133 13H135L136 15L138 14V17L137 16H135V17H137L136 19H138L139 21H137L136 19H135V17H134V15L135 14H133ZM203 13V12H202ZM212 13H213V15H212ZM223 13H225V14H223ZM226 13L227 14H229L230 15V19H229V15L227 16L226 15ZM235 14V15H233V14ZM244 13V12H243ZM242 13V14H243ZM264 13V12H263ZM262 12H261V14H263ZM45 14H46V16H45ZM51 14V13H50ZM61 14V15H60ZM112 16H111V15ZM165 14V15H164ZM174 16V18H173V20H172V15ZM194 14V15H193ZM211 14V15H210ZM220 14V15H219ZM221 14H222V16H221ZM239 14V13H238ZM241 14V15H242ZM247 14V13H246ZM246 14H243L244 16H246ZM250 14V13H249ZM248 14V15H249ZM260 14V15H261ZM25 15H27L28 17H24ZM29 15L31 16V18H29ZM33 15V16H32ZM42 15H44L46 18H45V20H44V17L42 16ZM47 15H48V17H47ZM58 15V16H57ZM66 16V15H69L68 17L66 16V18H68V19H65V17L64 16ZM113 15H114V17H113ZM124 15H126V16H129L128 17V19L129 20H127V17H125V20L124 19H122L121 20V18H120V21H119V18H118V20H117V17L119 16V17H122V16ZM167 15H171V16H169V18L167 17H165V16H167ZM192 15V17L190 18L191 19V21H189V17L188 16H191ZM214 15H216V16H214ZM219 15V16H218ZM223 15H224V17H223ZM231 15H233V16H231ZM242 15V16H243ZM247 15V16H248ZM255 15V14H254ZM253 15V16H254ZM57 16V17H56ZM84 16H86V17H84ZM164 17V18H162V17ZM214 17V19H213V17ZM227 16V17H226ZM262 16V15H261ZM34 17V18H33ZM37 17V18H36ZM62 17H64L63 19H62ZM76 17V18H75ZM81 17H83V18H81ZM139 17H141V18H143V19H141L140 20V18ZM170 17H171V19H170ZM181 18V17H185L184 19H186V17H188V25L187 24H184L186 21L184 20H182L184 23H182V25L181 24H178L177 23V21L179 22V21H181V20H179V19H177V18ZM195 17H197V19L195 18ZM218 17H221V19L220 18H218ZM233 17H235V23H233L234 25H235V28H233V26L232 27H229L230 26V24H229V26L227 25V28L229 29H227V28H225V27H223L226 23L228 24L230 21L229 20H233L232 18ZM25 18V19H24ZM27 18V19H26ZM50 18V19H49ZM124 18V17H123ZM133 18L136 20V22L133 20ZM200 18V19H199ZM210 19V20H208V19ZM218 19V20H216L218 23V25H220V23L224 20V18H226L225 20L227 21L226 23L225 22H222V23H224L223 24V30L222 29H220V27L217 25V24H213L215 21H212V19L213 20H215V19ZM244 18V17H243ZM246 18V17H245ZM258 18V19H257ZM264 18V17H263ZM33 20L32 22H31V20ZM44 21H46V22H44ZM60 19H62L61 21H60ZM132 19V21H134L135 22V24H133L134 25V27H133V25L131 24V22L132 21H130ZM153 21H152V20ZM240 19V18H239ZM249 19V20H248ZM260 19H262V18H260ZM23 20H25V21H23ZM53 20V21H52ZM117 20V21H116ZM146 20V19H145ZM151 20V21H150ZM155 20V21H154ZM162 20V21H161ZM166 20H168V22L166 21ZM171 20H172V22H171ZM175 20V21H174ZM238 20V19H237ZM104 21V22H103ZM114 21H115V23H114ZM160 21V22H159ZM207 21L209 22V24L207 23ZM229 21V22H228ZM246 21H248V22H250L249 24H248V22L246 23ZM36 22H38V23H36ZM66 22V23H65ZM68 22V23H67ZM69 22H70V26H69ZM86 22V23H85ZM102 22V23H101ZM117 22H119V23H125V25H123V24H121V25H117L118 23ZM126 22H129V23H127L126 24ZM143 22V21H142ZM149 22L148 21H145V25L143 26V25H141V23H139L142 27H141V35H140V32H139V30H137V31H134V32H139V34H137L138 35V40H140V41H144L145 40V38L147 39L146 41H144L145 43H147V44H149L147 47L144 45V43L142 44V42L139 44L138 42H136V41H138V40H136L135 42L136 43H134V41H133V43H134V45L133 46H135V44L136 45H143V47L145 48V50H143V48L141 49V48H138V50H143L142 52H144L145 51V53L147 52H150V53H152L151 51H152V49L154 50V46H156V44L158 43V45H159V40L157 41V43H155L156 42V38L155 39H151V38H153V36L152 35H150V34H148V32H146V29L149 27ZM163 22V23H162ZM167 22V23H166ZM171 22V23H170ZM233 22V21H232ZM243 22V23H242ZM260 24H259V23ZM63 23H65V24H63ZM84 23V24H83ZM104 23V24H103ZM146 23H147V25H146ZM165 23V24H164ZM212 25H211V24ZM216 23V22H215ZM222 23H221V25H222ZM255 23V22H254ZM73 24V25H72ZM96 24H100V25H104L102 28H101V26H99V28H95L94 29V25H96ZM115 24V25H114ZM143 24V23H142ZM191 24V25H190ZM72 25V26H71ZM117 25V26H116ZM136 25V26H135ZM166 25H167V27H166ZM170 25V26H169ZM215 25L216 26H218L217 28H215ZM252 25H251V27H252ZM127 26H130V28L129 27H127ZM152 26H153V24H151L150 25V27L152 28ZM36 27V28H35ZM96 27H98L97 25H96ZM112 27V28H111ZM113 27H115L114 29H113ZM119 27V28H118ZM163 27V28H162ZM170 27H173V28H170ZM205 27V28H204ZM212 27V28H211ZM221 27V28H222ZM255 27V26H254ZM258 27V28H259ZM35 28V29H34ZM87 28V29H86ZM91 28H93V29H91ZM123 28V27H122ZM127 28V29H126ZM154 28V27H153ZM157 28V29H158ZM200 28V29H199ZM231 28H233L234 29V31H233V29L231 30ZM84 29H86L85 31H84ZM106 29H108V30H112V35L110 36V33H111V31L109 32L108 30H106ZM150 29V28H149ZM156 29V30H157ZM197 29V30H196ZM226 29V30H225ZM252 29V28H251ZM101 30H102V32L104 33V31L106 30L107 32L106 33H109V35L108 34H106L105 36L106 37H108L107 38V40H106V37L104 38V36H103V38H102V35H100L99 36V34L101 33ZM118 30V31H119ZM120 30V31H121ZM133 30V29H132ZM142 30H143V34H142ZM151 30V29H150ZM155 30V29H154ZM166 30V29H165ZM248 30V29H247ZM88 31V32H87ZM114 31V32H113ZM117 31V32H118ZM127 31H129V30H127ZM126 31V32H127ZM163 31H161V33H163ZM87 34H86V33ZM92 32V33H91ZM99 32V33H98ZM122 32V31H121ZM133 32V31H132ZM151 32V31H150ZM156 32V31H155ZM201 32V31H200ZM209 32H207V33H209ZM119 33V32H118ZM123 33V35L125 36V31H123L122 32ZM157 33L158 32H156V33H154V34H156L157 35ZM160 33V32H159ZM165 33V32H164ZM222 33H224L223 35H222ZM76 35V36H74V35ZM128 34H129V32H128ZM132 34V33H131ZM136 34V33H135ZM168 34V37H170V38H173V36H172V34L171 33H168L167 31H166V34H164V35H167ZM203 34H205V32H201V35H203ZM220 34H221V36H220ZM236 34H238L239 36H240V38L238 39L237 38V36H236ZM42 35V36H41ZM133 35H134V33H133ZM144 35V36H143ZM147 35V36H146ZM159 35V34H158ZM161 35V34H160ZM159 35V36H160ZM164 35L163 36H161V37H164ZM200 35V34H199ZM242 35H243V33H242ZM69 36V37H68ZM75 37V38H72V37ZM81 36H82V38H81ZM135 36V35H134ZM184 36V37H183ZM189 36V35H188ZM205 36L207 37L208 36V34H205ZM222 38H220V37ZM236 36V37H235ZM113 37V40H111L110 38H112ZM127 37V36H126ZM142 37H145V38H142ZM155 37H157V36H155ZM166 37V36H165ZM168 37L167 38H165V43H166V40L167 41H169V42H171V40L170 39H168ZM175 37V38H176ZM198 37V36H197ZM205 37V38H206ZM210 37V36H209ZM219 37V38H218ZM242 37H244V36H242ZM68 40V42L67 41H65L66 39ZM91 38V39H90ZM102 38V39H101ZM140 38V39H139ZM189 38V37H188ZM208 38V37H207ZM232 38H234V39H236V41L234 40V39H232ZM64 39V40H63ZM109 39H110V41H116L115 43L114 42H112V43H114V45H112L111 46V42L109 41ZM159 39V38H158ZM164 39V38H163ZM174 39V38H173ZM204 39V36L202 37V40ZM209 39V38H208ZM212 38H210L209 40H211ZM245 39V38H244ZM47 40H49V41H47ZM63 40V41H62ZM89 40V42H91L92 44H90V43H86V41H88ZM96 40V41H97ZM98 40V41H99ZM176 40H177V38H176ZM175 39L173 40V42L174 41H176ZM189 41L188 43L186 42V41ZM202 40H201V38H200V40L198 39L197 41H199V43L201 44V43H203L205 40V43H203V44H206V45H208L206 42H208L209 40H207V39H204V41L202 42ZM234 40V41H233ZM255 40V41H254ZM58 41V42H57ZM62 41V42H61ZM70 41H72V43L70 42ZM152 41V42H151ZM160 41H162V39L160 38ZM180 41V42H181ZM233 41V42H232ZM252 41L254 42V43H252ZM33 42V43H32ZM84 42L86 43V45H87V47L84 45ZM106 42V43H105ZM173 42H171V45L172 46H175V48L177 49V51L179 50L178 49V42L177 43H173ZM224 42V43H223ZM234 43V44H232V43ZM238 44L237 46H236V43ZM69 44V43H71V45H70V47L68 46V44L67 45H65V44ZM75 43V44H74ZM78 43H79V45H78ZM82 43H83V45H82ZM97 43V42H96ZM102 43V44H101ZM130 43V45L128 46L127 44H129ZM151 43V44H150ZM165 43L164 44H161V45H165ZM230 43H231V45H230ZM72 44H74L75 46H76V44H77V46H81L82 45V47H84V48H86V51H82V50H84V49H77L76 50V48H75V51L76 52H78V50H79V53L77 54V56L75 55V53H74V55L72 54V52H71V54L70 55H73V56H71L70 57V59L73 57V59L76 61V63H79V64H76L75 63V66L76 67H74V66H72V63L74 62V61H72V60H70L69 59V61L68 60H66V59H64V55L66 54V52H69L70 53V51L67 49V47H69V49L71 48V49H73V47H74V45H73V47H71L72 46ZM88 44H89V46H88ZM116 44V45H115ZM127 46H126V45ZM190 44V45H189ZM223 44L225 45L224 47H223ZM25 45V46H24ZM39 46L40 48H42V49H44V50H46L47 49V53H49L50 51H49V49L48 48H52V51L54 50V51H56V52H59V53H56V52H54L53 51V55H55V56H53V59H52V57L51 58H49V57H47L45 54V58H44V60H45V62L44 61H42V54L41 55H39V56H37V54H36V51H37V49H39V48H37V47H35V46ZM62 45V46H61ZM97 45V44H96ZM99 45V46H100ZM141 45V46H142ZM177 45V46H176ZM180 45V44H179ZM202 45V44H201ZM233 45V47H232V49L233 50H231V52H230V46H232ZM244 45V44H243ZM256 45H258V47H260L259 49L256 47ZM34 47L35 48V52L33 51V49H29L30 47ZM49 46H52V47H49ZM54 46V47H53ZM66 46V47H65ZM93 46V47H92ZM116 46V47H115ZM133 46H132V48H133ZM160 46V45H159ZM168 46V45H167ZM167 46H165V47H167ZM172 46H170L171 48H172ZM213 46V48H211ZM25 47V50L28 48V53H26V52H23L22 54H20L24 49ZM115 47V49L114 50H116L117 52H114V51H112L111 49H113ZM121 47V48H120ZM136 47V46H135ZM150 47V48H149ZM189 47V48H188ZM219 47L221 48V49H219ZM228 47H229V49H228ZM244 47H246V44L244 45ZM244 47H242L243 49H244ZM17 48V51H14V49H16ZM54 48V49H53ZM64 51V53L63 52H61L60 50L61 49ZM93 48V49H92ZM171 48L169 49V51H167V52H171L170 50H171ZM193 48V49H192ZM199 48H201L202 50H204L205 51V53H201V50H199ZM209 50H208V49ZM241 48V47H240ZM247 48V47H246ZM258 50H257V49ZM19 49V50H18ZM21 49H23L22 51H21ZM42 49H41V52H42ZM56 49H58V50H56ZM67 49V50H66ZM89 49H90V51H89ZM99 49V48H98ZM129 50H130V48H128ZM151 49V50H150ZM158 49V48H157ZM156 48H155V51L157 50ZM161 49V47L159 48V51L161 52L160 54H161V56L163 57V55L164 54H162V50H160ZM163 49V48H162ZM176 49H174V51L176 50ZM24 50V51H25ZM31 50V51H30ZM43 50V51H44ZM89 52H88V51ZM132 50H134V48L132 49ZM147 50V51H146ZM168 50V49H167ZM173 50V49H172ZM190 50V51H189ZM197 50V52H195ZM246 50V49H245ZM14 51V52H13ZM38 51H40V50H38ZM37 51V52H38ZM74 51V50H73ZM97 51V50H96ZM131 51V50H130ZM137 51V50H136ZM174 51H173V53H174ZM176 51V52H177ZM241 51H243L242 49H241ZM241 51H239V53L241 52ZM88 52V53H87ZM113 52V53H112ZM127 53H128V50L126 51ZM154 52V51H153ZM156 52H158V50L156 51ZM182 52V51H181ZM190 52H192V53H194L193 55H191V53ZM208 52V53H207ZM248 52V53H247ZM18 53V54H17ZM51 53V52H50ZM115 53H116V55H115ZM118 53V54H117ZM146 53V54H147ZM164 53V52H163ZM178 53V55H179V52H177ZM184 53V52H183ZM186 53V52H185ZM185 53H184V55L183 54H180V55H183V56H187V55H185ZM206 53L208 54V55H206ZM216 53H218L217 51H216ZM239 53L238 54H236L237 56L239 55ZM249 53H254L252 56H250V55H248ZM255 53H257V54H255ZM27 54H31L30 55V57H29V55H27ZM52 54V53H51ZM68 54V53H67ZM166 54V53H165ZM171 53H169V55H170ZM175 54V53H174ZM170 55V56H172V58H174V56L175 55H177V54H175V55ZM19 55V56H18ZM25 55V56H24ZM50 55V54H49ZM48 55V56H49ZM59 55V56H58ZM70 55H68V56H70ZM101 55V56H100ZM176 56V57H178V59L180 58V57H182V56ZM195 55L192 57L193 59H194V57H195ZM205 56V57H202V56ZM32 56V57H31ZM34 56H36V57H38V58H34ZM42 58H41V57ZM88 56V55H87ZM99 56V57H98ZM152 56H154L155 58H153ZM231 56H235V54H231ZM242 56H243V59L244 60H242ZM247 56H249V58L247 57ZM24 57V58H23ZM28 57L30 58V61H31V59H32V63L30 62V61H28ZM47 57V58H46ZM63 57V61L64 60H66V61H64L63 63H62V60H61V58ZM81 57V56H80ZM158 57H159V53H156V55H155V53H153L152 55L150 54V58L153 60V63L154 64H156L155 66H156V69H167V65L170 63V61H169V63H167L168 61H165L166 63L165 64H167V65H165V67L164 66H162V63H160L159 61H158ZM214 57V58H213ZM246 59H245V58ZM21 58V59H20ZM26 58V59H25ZM39 58H41L40 60L42 61L41 63L42 64H44V65H40V67H38V72H36L37 70H35V71H33V70H31V68L30 67H27L26 66V64H28L29 62H30V64L31 65H33L34 64V61H35V66L36 65H39V63H40V61H38V59ZM56 58V59H55ZM60 58V59H59ZM68 58V57H67ZM79 58V57H78ZM85 58H88V57H85ZM92 59V57H89V59ZM186 58V57H185ZM184 57H182V59H185ZM207 58V57H206ZM205 58V59H206ZM235 59H236V57H234ZM241 58V59H240ZM20 59V60H19ZM25 60L26 62H24L23 60ZM59 59V60H58ZM94 59V58H93ZM175 59H177V58H174V59H172L171 60V62H172V64H173V62L175 63ZM189 59V57L187 58V60ZM196 59V58H195ZM195 59H194V61H195ZM208 60H209V58H207ZM231 61H230V60ZM238 59L239 60H241L240 62H238ZM37 60V61H36ZM84 60V59H83ZM103 60V61H104ZM166 60V59H165ZM174 60V61H173ZM180 60V59H179ZM186 60V59H185ZM184 60V61H185ZM198 60V61H199ZM28 61V62H27ZM80 61L81 62H83L82 61V58H80ZM87 61V60H86ZM89 61V60H88ZM184 61H179L180 63L181 62H184ZM204 62H206L205 60H203ZM24 62V63H23ZM91 62V61H90ZM113 62H114V60H113ZM178 62V63H179ZM196 62V61H195ZM232 62V63H231ZM236 62H237V64H236ZM22 63H23V65H22ZM26 63V64H25ZM49 63H53L54 64V66L56 65V70H55V68H54V70H55V72H56V74L53 72L52 73V71H53V69H52V71H50L51 70V67L49 68L50 70H48V67H47V69H46V66H48L49 65ZM69 63H71V64H69ZM176 63H177V61H176ZM176 63H175V65H176ZM199 62H197V65H195V67H194V69H196V68H198V64ZM201 63V62H200ZM231 63V64H230ZM14 64H15V66H18V68L20 69L21 68V70H18V68L16 67V69H14L15 68V66H14ZM29 64V65H30ZM81 65H83V67H85V65H84V63L82 64L81 63ZM171 65V63L169 64V66ZM174 65V64H173ZM172 65V66H173ZM202 65V63L199 65V66H201ZM232 65V66H231ZM13 66H14V68H13ZM21 66V67H20ZM26 68H25V67ZM63 66V65H62ZM61 66V67H62ZM65 66V65H64ZM78 66V67H77ZM114 66L115 67H117L118 65H117V63L115 64L114 63ZM113 66V67H114ZM155 66H154V68H155ZM168 66V67H169ZM172 66H171V68H172ZM222 66V67H221ZM225 66H227V64L225 65ZM25 68V69H23V68ZM43 67H45L44 69H42ZM66 67H67V64H66ZM89 67H90V63H89ZM88 66H86V68L87 69H90ZM159 67V68H158ZM163 67V68H162ZM174 67V66H173ZM204 67H205V65L203 64V67L201 66L200 68H198L199 70L201 69V71L202 72H204V74H207V73H209V70L211 69L212 71H214L215 72V70L213 69V67L212 68H210L209 67V70H208V67H207V69H205V71L206 70H208V72L207 73H205V71H204ZM205 67V68H206ZM229 66H227V68H228ZM117 68H119V67H117ZM117 68H114V69H117ZM170 68V67H169ZM169 68H168V70H169ZM12 69H14V70H12ZM32 69H36V67H33L32 66ZM77 69V70H76ZM84 70L83 71H85V68H83ZM197 69V70H198ZM235 69V70H234ZM46 70H48V71H46ZM62 70H63V68H62ZM101 70H102V68H101ZM198 70V71H199ZM210 70V74H212V71ZM234 70V71H233ZM2 72V73H1ZM41 72V73H40ZM59 72H61L63 75H66V79L65 78H63V77H61L60 76V73H59V75H58V73ZM217 72V73H218ZM4 73V74H3ZM12 73H14V74H12ZM17 73V74H16ZM216 73V74H217ZM47 74H49V75H55L56 76V81L55 82H53V81H48L47 82V80L49 79V78H47ZM61 74V75H62ZM213 74H215V73H213ZM49 75H48V77H49ZM5 76H7L6 74H5ZM14 76V77H15ZM60 76V77H59ZM69 76V77H68ZM210 76V75H209ZM213 76V75H212ZM27 77V78H26ZM68 77V78H67ZM12 78V77H11ZM18 78V79H17ZM29 78V79H28ZM35 78V77H34ZM58 78H60V80L58 79ZM72 78V77H71ZM167 78H172V75L171 74H168V76H167ZM0 79V83H2V80ZM8 79V78H7ZM21 79V80H20ZM28 79V80H27ZM13 80V78L12 79H10V81H12ZM24 80V83H22L21 81H23ZM32 80V79H31ZM34 80V79H33ZM32 80V81H33ZM35 80H36V78H35ZM45 82H44V81ZM65 80H67L68 81V83H67V81H66V83H65ZM69 80H71V79H69ZM72 80H74V79H72ZM71 80V81H72ZM167 80V82L168 81H170V80H173V79H170V80H168V79H166ZM5 81V80H4ZM8 81V80H7ZM7 81H6V83H7ZM26 81V82H25ZM60 81V82H59ZM16 83V84H18L17 86H21V84L20 83ZM35 82V81H34ZM60 84H62V85H59V83ZM64 82V83H63ZM166 82V83H167ZM234 82H236V83H234ZM15 83V82H14ZM3 84H5V82H3ZM2 84V85H3ZM10 84H11V82H10ZM29 85L28 86H33L34 84H31L30 82L28 83ZM168 84H169V82H168ZM55 85V84H54ZM53 85V86H54ZM11 86H13V85H11ZM10 86V87H11ZM16 86V87H17ZM23 86V85H22ZM21 86V87H22ZM27 86V85H26ZM27 86V87H28ZM20 87V91H23L22 92V95H20V93H19V88H18V93H16L17 92V90L16 89H14L15 91H11V89L10 88H8L7 86H6V88H8L9 90H10V92H9V95L11 96V97H6V95L4 96V98H0V100L2 99L3 101L5 100V99H7V100H9V101H11L10 103H13V105H18L19 106V109H21V107L22 108H25V100L22 98V100H18V98L17 97H14L15 95H17V96H22L23 97V93H24V90L26 89L25 88V86L24 87H22L21 88ZM207 87V86H206ZM217 88L218 86H208V88H210V90L208 89V92L209 93H211V94H213L212 92H214V90L212 91L211 89H215V88ZM221 87H224V86H221ZM228 87H232V89H233V91L235 92L236 90V88H233L234 86H228ZM237 87V90H238V88H241V86H236ZM242 87H244V86H242ZM249 87H251V90H253L252 89V87L253 86H247V88H249ZM12 88V87H11ZM219 89H220V87H218ZM217 88V89H218ZM247 88H246V90H244V89H242L241 88V91L239 92V90L238 91H236L234 94H236L237 95V99H238V96H241V94L243 93V91L245 92V93H243V95L245 94V96L247 97L248 95H249V91H247ZM2 90L5 92V93H7L8 94V92H6L3 88H2ZM1 91V90H0ZM211 91V92H210ZM194 92H199V93H195V96L197 97V95H199L200 94V91L198 90V91H194ZM193 92V93H194ZM239 92V93H238ZM246 92H247V94H246ZM1 93H2V91H1ZM13 93V94H12ZM241 93V94H240ZM251 93V92H250ZM3 94V93H2ZM15 94V95H14ZM4 95V94H3ZM3 95H1L2 97H3ZM8 95V96H9ZM191 95V94H190ZM235 95V96H236ZM244 96V98H246ZM195 97V98H196ZM243 97V96H242ZM242 97H240V98H242ZM250 99H252L251 98V96L249 95L248 96ZM14 99L15 100V103L14 102H12L13 100H10V99ZM248 98V102H250V99ZM257 98H258V101H257V103L259 102V97L257 96ZM21 99V98H20ZM192 99H194V98H192ZM6 100V101H7ZM24 100V101H23ZM240 100V99H239ZM256 98L254 99H252V103H254V105L252 106V104L251 103H248L247 104V98H246V101H245V99L243 100V102H244V104H243V102H242V100H241V104H242V106H241V104H240V106L241 107H245V106H247V107H245V110H248L249 111V109L250 108H252V109H250V111L252 112V113H254L253 112V109L255 108V103H256ZM3 101H2V103H3ZM234 101H236V103H235V105L237 104V102H238V100H234ZM24 102V103H23ZM260 102H261V99H260ZM4 103L6 104L5 105V107L7 106V104H8V102H5L4 101ZM220 103H222V102H220ZM233 103V102H232ZM261 103H263V102H261ZM223 104V103H222ZM0 105H2V104H0ZM4 105V104H3ZM9 105V104H8ZM218 105V104H217ZM221 105V104H220ZM219 105V106H220ZM260 105V104H259ZM224 106H226V105H224ZM223 106V107H224ZM231 106V105H230ZM239 105H238V107H240ZM258 106V105H257ZM256 106V108H255V112H257L258 114H259V116L261 117V119L262 118H264V117H262V114L264 115V109H261V108H264V107H262L261 106V108H259V106L257 107ZM263 106H264V104H263ZM10 107V105L9 106H7L6 108H4V109H6V112H7V110L9 109H11V107H13L12 106V104H11V107ZM221 107H222V105H221ZM228 107V106H227ZM227 107H225L224 109L223 108H221L220 109V107L218 108V106H217V108L218 109H220L218 112H220L219 113V115L220 114H223L225 111L224 110H226V108ZM234 107L235 106H233V109H234ZM250 107V108H249ZM254 107V108H253ZM1 108V107H0ZM229 108V107H228ZM231 108V111L232 112H229L230 111V109H229V113H232V115L231 116H235V122L234 121H232V120H234V118L233 119H231L232 117H230V116H228V118H227V120L226 121H222V118L224 117L223 115H221L222 116V118L219 116L218 117V119L220 120L219 122H221V125H223V123L225 124L224 126H222V128H224V129H230V128H232L233 130H234V132L235 133H231V135L232 134H234V135H230L231 137H233L232 138V140H234L233 142H232V140L230 139V137H229V139H227V137H226V139L224 138L225 137V135L226 134H228V132H227V130H224L223 131V129H222V133L220 134L221 136L219 137H217V138H219L218 139V143H219V145L221 146L220 147V149H222L221 150V155H220V153L218 154V156H215L216 155V152L218 153V151H216L215 150V155L213 154H211V151H210V154H211V157L212 156H215V157H220L219 159H221L222 158V156H223V159H221V161L220 160H218L219 162V164L217 165L216 164V162L215 163H213V165H210L209 163H211V162H209L208 161V166L206 165V162H205V164H203V165H206V167H203V165L202 166H200L201 168H202V170H204V171H202L201 169H199L200 167H199V165H197V167H195L194 169H192V170H190L189 169V167H188V170H190V174H191V171H192V174L194 175H192L193 176V178L191 179V176L190 177H187V178H189L188 180H191L190 181V183L188 182V181H186V178H182V175H178V177L179 178H181V179H177V183H175V185H177V187H179L178 189H176V193H177V195L176 194H174V196H172V198L174 197V199H177L176 201H180L181 202V205H179L180 204V202H179V204H178V202H176V201H173L174 202V204H173V202H172V200L173 199H171V201H170V204H169V202L167 203L168 205H169V208H167L168 207V205L166 206L165 205V210L166 211H168V213L164 210V208H163V210H164V212L165 213H163V211H162V213H160V215H161V217H158L157 219H159V218H161V219H159V220H161L162 221V217H163V220H165L166 218H167V216L170 218H168V219H166L165 221H162L164 224H166L167 223V225L170 227V229H168L167 227V225L166 226H163L164 227V229H161V227L159 228L160 230L158 231V227L160 226V224H163V223H161V222H156V224H155V222H151V225L150 226H152V227H150V231L149 232H136V231H134V232H131V231H129L128 233H127V236L128 237H131V243H127V245L125 244L124 246H122L121 248H120V250L119 251H117V252H119V253H121V256H122V259L120 260V262H113L112 260H110V261H106V262H104V263H101V264H145L146 262H148L149 261V263H146V264H264V176H262V175H264V169L262 168H260L259 166L258 167H256L257 165V162L258 161H260L259 159H257V158H260L259 156H260V154H262L261 155V158H262V156H264L263 154H264V148H261V147H259V144H257L258 142L260 143V146L262 145V147H264L263 145V141L264 140H261V138L264 136V131L261 133V132H259L258 130H261V129H259V127L260 126H262V124H264V119H263V121H261L262 122V124L260 123L259 124V126H257L258 125V123H259V118L258 119H255L256 117H259V116H254L253 117V114L249 111V113H250V115H249V118L251 117V118H253V123H254V120H255V122H256V125L255 124H253V123H251V121H247V112L245 113L243 110H242V112H244V114L243 113H241V115H239L240 113H238L237 114V112L235 113H233V111L234 110H232V107H230ZM249 108V109H248ZM13 109V108H12ZM239 112L241 111V110H239L238 108H236ZM260 109H261V112H260ZM1 110V109H0ZM8 110V111H9ZM183 110V109H182ZM182 110H181V113H182V115L183 114H185V113H183L182 112ZM259 110V111H258ZM12 111V110H11ZM178 112V111H177ZM222 112V113H221ZM2 112H0V114H1ZM8 113V112H7ZM176 113V112H175ZM180 113V114H181ZM4 114H6V113H4ZM9 114V113H8ZM177 114V113H176ZM233 114H237V115H233ZM255 114V113H254ZM1 115H3V114H1ZM0 115V116H1ZM7 115V114H6ZM10 115V114H9ZM7 116L6 118L7 119H9L8 117H10V116ZM227 115H229V114H227ZM243 115H245L244 117L246 118V122H244V124H245V126H248V128L247 129H250V127L252 128L254 125L256 126V129L258 128V130L256 131L257 133H255L254 131H251V132H249V130H247L248 131V134H246V137H245V135L243 134V133H247V132H244V130H245V128H244V124L243 123H240V121H239V116L242 118V116ZM239 118L238 120H237V117ZM224 117V118H225ZM243 117V118H244ZM221 118V119H220ZM223 118V119H224ZM245 118L243 119V120H245ZM251 118H250V120H251ZM5 119V118H4ZM6 119V120H7ZM231 119V122L232 123H230V121L229 120ZM3 120V118L0 120V121H2ZM225 120V119H224ZM257 120V121H256ZM241 121H242V119H241ZM3 122V121H2ZM2 122H0V125L1 124H3V123H5V120H4V122L2 123ZM239 122V123H238ZM243 122V121H242ZM258 122V123H257ZM8 124V123H7ZM230 125L231 127L229 128V126L228 125ZM243 124V125H242ZM247 124H250V125H247ZM6 125V124H5ZM241 129V130H239L238 129V127ZM4 126V125H3ZM2 126V127H3ZM6 126H8V125H6ZM236 126V127H235ZM264 126V125H263ZM5 127V126H4ZM231 129V130H232ZM238 129V131L236 132V130ZM255 128H252V130H254ZM264 129V128H263ZM3 130L4 129H2V131L0 130V134L2 135V134H4L5 135V137H4V135L2 136V137H0L1 139H0V142H2V146H0V148L1 149H4L6 146L5 145H7V144H5V142L7 141H9V136H7L6 135V132H4V133H1V132H3ZM233 130H232V132H233ZM245 130V131H246ZM251 130V129H250ZM9 131V130H8ZM10 132V131H9ZM227 132V133H226ZM238 132H241V134H242V136H240V133H238ZM255 134H254V133ZM11 133V132H10ZM238 134L240 137H238V135H236V137H235V134ZM253 133V134H252ZM259 133H261L262 135H260ZM7 134H9V133H7ZM252 134V135H251ZM248 135V136H247ZM258 137H257V136ZM7 136V137H6ZM222 136H223V138H222ZM227 136V135H226ZM243 136H244V138H246L245 140L243 139ZM260 136V137H259ZM205 137H206V139H210V136L208 135V134H205ZM238 137V140L236 139ZM248 137V138H247ZM254 137H256V138H258L259 139V141L256 139H254ZM205 139V138H204ZM224 139V140H223ZM220 140H222V141H228V143H230L231 142V144H232V148L233 149H238L237 147H239V145L237 144V143H239V141H240V148H241V151H242V148H243V152H241L240 150H234L235 151V155H233V154H230V152H233V151H230L231 150V145L229 144V145H227L226 144V142H221ZM231 140V141H230ZM244 140V141H243ZM248 140V141H247ZM249 140H251V141H249ZM253 140H255V141H253ZM261 140V141H260ZM253 141V142H252ZM6 142V143H7ZM249 142V143H248ZM237 144V146L236 145H233V144ZM248 144L249 146H250V143H253L254 145H251L252 147H253V152H251L252 151V147L250 148V149H247L248 148V145L246 146H242V145H244V144ZM256 143V144H255ZM262 143V144H261ZM3 144H4V146H3ZM9 144V143H8ZM225 145V146H224ZM257 145H258V147H257ZM217 146H218V144H217ZM224 146V147H223ZM226 146H228L229 148H230V150H228L229 148L227 147V148H225ZM236 146V147H235ZM256 146V147H255ZM247 147V148H246ZM205 148V154H207V155H210V154H208L209 152L207 151V153H206V147H204ZM239 148V149H240ZM261 148V149H260ZM0 149V150H1ZM220 149H218L219 150V152H220ZM225 149V150H224ZM247 149V150H246ZM261 150V152H259L258 150ZM192 150V149H191ZM202 150H204V149H202ZM210 150V149H209ZM244 150H246L245 152H244ZM251 152H249V151ZM193 151V150H192ZM212 152H214V150H212ZM223 152V153H222ZM224 152H226V153H224ZM255 152H259V153H255ZM192 153H195L194 151L192 152ZM236 153L238 154V155H236ZM197 153H195L194 155H195V157H193L194 155L192 154V157H191V161H192V164H193V167H194V165L195 164H198L197 163V161L195 160L196 158H197V155H196ZM220 155V156H219ZM258 155V156H257ZM206 156V155H205ZM245 158H244V157ZM257 156V157H256ZM234 157H236V158H234ZM245 159L244 161H242V159L243 158ZM246 157H248L249 158V160H248V158H246ZM195 158V159H194ZM206 158H207V160H209L208 158L209 157H207L206 156ZM234 158V159H233ZM262 159H264V157L262 158ZM198 160V159H197ZM212 160V159H211ZM248 160V161H247ZM206 161V160H205ZM223 161H225V162H223ZM213 162V161H212ZM247 162V163H246ZM195 163V164H194ZM242 163V164H241ZM243 163H244V166H243ZM216 164V165H215ZM253 164H254V166H253ZM215 165V166H214ZM237 165H241L242 167H239V166H237ZM192 166V165H191ZM190 166V167H191ZM210 166H211V169H210ZM214 166V167H213ZM192 167V168H193ZM207 167H208V169H207ZM213 167V168H212ZM216 168H217V170H216ZM260 169V171L262 170V172H260L259 171V169ZM214 169V170H213ZM199 170H200V172H199ZM210 171H211V173H210ZM213 171V172H212ZM220 171V172H219ZM217 172H219V174L217 173ZM261 174H260V173ZM206 173V174H205ZM253 173H255V174H253ZM263 173V174H262ZM209 174L212 176H209ZM218 174V175H217ZM222 174V175H221ZM248 174V175H247ZM251 174H253V175H251ZM259 174V175H258ZM215 175V176H214ZM219 175H220V177H219ZM255 175V176H254ZM214 176V177H213ZM252 176V177H251ZM255 178H254V177ZM194 177H198V183H199V181L201 180V182L199 183L200 184V186L201 185H203V188H202V186L199 188V185H198V183H197V179L195 178L194 179ZM201 177V178H200ZM216 177H217V180H216ZM235 178V179H233V178ZM245 177H250L249 179V181H250V183H248V181H247V179L245 178ZM262 177V178H261ZM210 178H214L212 181H214V180H216V182H212V184H214V185H211L210 183ZM222 178V180H219V179H221ZM245 178V179H244ZM258 180H257V179ZM183 179H185V182L183 181ZM200 179V180H199ZM227 179H229L228 181L229 182H226V180ZM262 179H263V181H262ZM204 180V181H203ZM224 180V181H223ZM261 181V182H258L257 183V181ZM181 181V182H180ZM192 181H193V183H192ZM220 181H222V182H220ZM246 181V182H245ZM252 181V182H251ZM182 182H184V186H185V188H186V186L188 187V190H183V189H185V188H183L184 186H181V184L183 185V183ZM187 182H188V184H187ZM220 182V183H219ZM254 182H256V183H254ZM197 183V184H196ZM218 183V184H217ZM186 184V185H185ZM193 185V186H192ZM222 185V186H221ZM195 186L199 189V190H196L195 189ZM181 187V188H180ZM192 187V189H190ZM204 187L206 188V189H208L207 191H210V192H206L205 190L206 189H204ZM183 191H182V190ZM187 189V188H186ZM202 189H203V191H202ZM178 190V191H177ZM190 190H192V192H193V190L195 191L194 193H192ZM200 190H201V192H202V196H200L201 195V192H200ZM217 190H219V191H217ZM188 191V192H187ZM211 191H212V194H214V192H216V193H218L219 195H221L222 197L220 198V196L218 195L217 196V194H214V195H212L211 194ZM214 191V192H213ZM237 191V192H236ZM178 192H179V194H178ZM185 192V193H184ZM187 192V193H186ZM197 192H199V193H197ZM223 192V193H222ZM231 192H232V194H231ZM181 193H183V194H181ZM191 193V194H190ZM203 193H205L204 195H206V197L204 196V198H202L201 199V197H203ZM208 193V194H207ZM210 193V194H209ZM181 194V195H180ZM189 194V195H188ZM193 194H194V196H195V198H196V202L198 201V199L199 200H206V199H208L209 198V200L207 201L206 200V202H204V203H200V202H197L198 203V205H196V208H198L199 210H200V214L197 212V216H195L196 214H195V211H197L198 209H196L195 211H194V202H195V199H193L192 197H194L193 196ZM200 194V195H199ZM223 194H225V196L228 198H226L225 196H224V201H221L220 199H222L223 198ZM180 195V196H179ZM192 195V196H191ZM211 195V197H217V198H210L209 196ZM216 195V196H215ZM175 196H177V197H175ZM186 196H187V198H189V199H187L186 198ZM189 196V197H188ZM191 196V197H190ZM197 196V197H196ZM208 196V197H207ZM219 197V198H218ZM171 198V197H170ZM169 198V199H170ZM181 198H185L186 200L185 201H183V200H181ZM190 198H191V200L193 201V202H189V201H187V200H190ZM198 198V199H197ZM219 199V200H218ZM166 200H168V199H166ZM223 200V199H222ZM221 201V202H220ZM156 202H158V200L156 201ZM177 203V205H176V203ZM183 202H185V204L183 203ZM202 202V201H201ZM158 203H161V201H159ZM157 203V204H158ZM173 204V206H171L173 209L174 208H176L175 210V212H177V213H179L178 215H177V213L175 214L174 213V210L170 207V205H172ZM194 203V204H193ZM211 203V204H210ZM213 203H215V205L213 204ZM184 204V205H183ZM203 204V205H202ZM212 205V206H209V205ZM155 205H156V203H155ZM182 205H183V207H182ZM202 207H201V206ZM177 206H179L178 208H177ZM193 206V207H192ZM204 206L205 207H211L210 208V210H212V212L208 209V208H204ZM213 206L215 207V210L213 209ZM156 207H159V205H157ZM181 208H182V211L180 212V211H178V210H181ZM168 209V210H167ZM172 209V210H171ZM204 211H203V210ZM171 210V211H170ZM198 210V211H199ZM206 210V211H205ZM173 211V212H172ZM192 211H194V212H192ZM205 212V213H204ZM208 212H210L211 214L213 213V212H215V213H213L212 214V216H215L216 217V220H215V218H214V220H212L213 219V217H210L209 218V215H210V213H208ZM229 212V213H228ZM166 213H167V216H163V214H165L166 215ZM172 213V214H171ZM184 213V214H183ZM171 214V215H170ZM174 214V215H173ZM182 215V219H181V215ZM202 214V215H201ZM208 214V215H207ZM216 214V215H215ZM229 214H230V216H229ZM159 215V216H160ZM193 215V216H192ZM200 215V216H199ZM194 216H195V218H194ZM202 216V217H201ZM172 217V218H171ZM178 217V218H177ZM192 217L194 218L193 220H192ZM199 217V218H198ZM176 218V219H175ZM201 218V219H200ZM178 219H180V226L177 224V222H179V221H177ZM198 219V220H197ZM209 219L210 220H212V221H214V223H211V221H209ZM154 220V219H153ZM174 220V221H173ZM192 220V221H191ZM158 221V220H157ZM170 223V221H172L171 222V224L173 223V225H170L168 222ZM183 221V222H182ZM197 221H198V224H197ZM218 221V222H217ZM193 222L195 223V224H197V230L195 229V226L196 225H193V227H192V224H193ZM208 222H210V223H208ZM153 223H154V225H153ZM158 223V224H157ZM176 224V226H174L175 224ZM181 223H182V226H181ZM207 223V224H206ZM216 223V224H215ZM190 224H191V226H190ZM209 224V225H208ZM155 225H157V226H155ZM178 225V226H177ZM202 225V226H201ZM207 225V226H206ZM214 225H216V226H214ZM100 226L98 225L97 226V228H99ZM178 227H180V229L178 228ZM207 227V228H206ZM154 228V229H153ZM174 228V229H173ZM176 228V229H175ZM178 228V229H177ZM202 228V229H201ZM153 229V230H152ZM157 229V230H156ZM173 229V230H172ZM164 230H165V232H164ZM153 231V232H152ZM162 233H161V232ZM129 233H131V235L129 234ZM136 234V235H135ZM126 235V234H125ZM130 235V236H129ZM144 235V236H143ZM195 238H194V237ZM208 236V237H207ZM215 236V237H214ZM136 237L138 238V237H140V238H143V239H145L144 237H146V239L145 240H147V238H148V240H147V243L148 244H146V241L144 242V243H141V242H139V243H137V242H134V239H135V241L136 240H138V239H136ZM197 237L199 238V240L197 239ZM132 238H133V241H132ZM208 238H211V239H209L210 240V242H211V244H210V242H209V240L207 241V239ZM214 238H216L215 240H214ZM130 239V238H129ZM152 239H153V241H152ZM189 239H190V241H189ZM193 239L195 240H197L198 241V243H197V241L195 240V243H194V241H193ZM205 239H206V242H205ZM160 240V241H159ZM212 240V241H211ZM130 241V240H129ZM128 241V242H129ZM152 243H151V242ZM184 241V242H183ZM193 241V242H192ZM160 242V243H159ZM192 242V243H191ZM137 245H136V244ZM156 243V244H155ZM213 243V244H212ZM215 243V244H214ZM133 244V245H132ZM135 244V245H134ZM144 246V247H143ZM125 251V252H124ZM150 251V253H151V255H150V253H148ZM139 254H141V255H139ZM178 254V255H177ZM132 255V256H131ZM126 257L128 258V260L126 259ZM139 257V258H138ZM153 257V258H152ZM123 258H124V260H123ZM132 258H134V259H132ZM150 258V259H149ZM126 259V260H125ZM131 261H130V260ZM142 259V260H141ZM153 260H154V262H153ZM123 261V262H122ZM89 264H93V263H89Z\"/></svg>",
	"mask_w": 264,
	"mask_h": 264
}]
</instances>
